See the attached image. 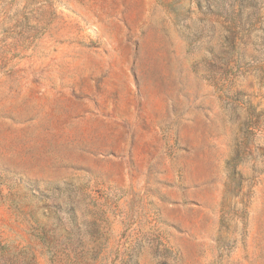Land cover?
<instances>
[{
    "label": "rangeland",
    "instance_id": "rangeland-1",
    "mask_svg": "<svg viewBox=\"0 0 264 264\" xmlns=\"http://www.w3.org/2000/svg\"><path fill=\"white\" fill-rule=\"evenodd\" d=\"M0 264H264V0H0Z\"/></svg>",
    "mask_w": 264,
    "mask_h": 264
}]
</instances>
